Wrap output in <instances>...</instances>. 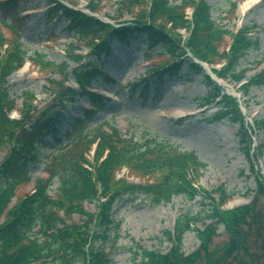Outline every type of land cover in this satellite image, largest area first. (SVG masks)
<instances>
[{
  "label": "trees",
  "instance_id": "16d2710c",
  "mask_svg": "<svg viewBox=\"0 0 264 264\" xmlns=\"http://www.w3.org/2000/svg\"><path fill=\"white\" fill-rule=\"evenodd\" d=\"M19 1L0 2L3 24L6 25L10 18L9 28L16 35L9 42L0 33V152L6 151L0 160V177L5 181L16 180L0 189V221L4 218L0 225V264H111L112 254L96 249L95 242L110 241L112 236L116 242L120 238L122 223L115 220L113 206L123 196L136 195L145 196L154 206L169 203L177 196L195 200L201 195L210 206L204 217L190 213L179 217L175 232L167 233L166 239L172 245L169 252L136 245L134 256L135 260L141 259L140 264H264V183L261 179L257 180L256 194L248 205L226 211L224 208L233 195L228 194L224 186L210 193L199 187L200 172L206 164L194 153H181L155 140L140 145L133 138H124L112 126L108 129L98 127L90 136L81 134L66 152L56 153L50 177L37 179L32 193L19 197L9 208L16 195V186L29 182L28 165L39 160L38 154L32 155L35 141L53 134L55 124L61 121L59 113L50 119L43 118L46 111L36 115V97L32 93L24 95L22 119L12 121L9 117L17 105L8 93V80L27 62V52L17 29V22L22 19L17 13ZM42 1L52 6L48 12L50 20L64 18L70 37L76 42L88 41L96 54L109 52L111 41L126 43L134 35L144 33L150 50L163 46L169 56L149 74L159 76L162 72L174 76L183 56L192 55L212 68L222 81L242 84L244 95H248L251 87L264 86V72L244 81L246 73L236 71L239 60L250 51H258L259 40H253L243 32L231 33L218 25L212 19L206 0H182L179 6L172 0H117L122 13L135 15L137 10L133 27H116L102 22L97 15L103 0H90L88 14L77 10L76 5L68 8L60 0ZM190 8L193 10L191 18L186 14V9ZM234 8L236 11L235 5ZM180 30L188 33L186 39ZM227 38L232 41L229 49L225 47ZM69 49L68 61L80 64L82 59L75 53L81 49L74 45ZM151 57L149 55L147 59ZM30 61L42 71L60 75L62 83L55 88H63V80L69 76L67 62L57 66L41 54ZM218 65L224 66L214 70ZM163 67L165 70L160 71ZM193 67L203 71L199 64L193 63ZM76 74L81 80L85 79L80 70ZM95 75L90 73L86 79L92 81ZM206 78L220 107L213 117L214 122L229 119L239 125L242 147L246 155L253 158L252 138L239 103L232 96H223L217 83L209 76ZM81 91L80 95L87 96L92 102L94 110L90 113L94 114L96 108H101L102 99L90 94L84 86ZM254 126L264 132V119L254 122ZM95 144L97 149L91 161L87 156ZM124 168L131 175L144 179L145 183L120 180L117 176ZM56 177L60 185L53 197L50 189ZM90 203H98L97 215L86 210ZM200 223L201 228L195 227ZM219 226L225 227L228 239L215 244ZM191 229L196 231L200 246L188 255L183 251V238Z\"/></svg>",
  "mask_w": 264,
  "mask_h": 264
},
{
  "label": "rangeland",
  "instance_id": "374dc122",
  "mask_svg": "<svg viewBox=\"0 0 264 264\" xmlns=\"http://www.w3.org/2000/svg\"><path fill=\"white\" fill-rule=\"evenodd\" d=\"M60 1L68 8L76 5L77 10L87 11L90 0ZM181 1L172 0L177 6ZM206 2L211 9L212 19L218 25L231 33L243 32L251 39L259 40L258 51L248 52L237 65V72L246 73L244 81L263 73L264 0ZM248 2L251 3L250 8L243 11V6ZM17 7V13L22 18L17 22V29L27 52L26 60L29 62L9 78L8 93L17 105L11 116L20 118L25 93L35 95L36 115L49 106H53L54 115L65 106L55 132L35 141L32 155L38 154L39 160L28 165L29 182L16 186L15 193L18 197L32 193L36 180L49 176L53 170V157L56 153H62L63 150L66 152L82 135L90 136L98 127L110 125L123 133L126 139L133 138L140 145L155 140L158 144L172 147L181 153H194L206 164V168L200 172L199 187L210 193L224 186L228 194L233 195L225 208L226 211L248 205L254 199L258 188L257 180L261 179L264 183V132L254 126V122L264 119V86L251 87L248 95H244L241 84L212 78L217 82L223 96H232L239 103L252 138L254 154L250 159L239 138V125L229 119L214 122L213 117L220 107L218 100L213 96V88L207 82L208 67H202L203 71L194 68V58L190 55L183 56L176 75L163 74L160 78L151 75L150 78H145L146 71L160 66L169 58L163 46L150 50L146 34H136L126 43L111 41L109 53L97 57L92 51L93 48L89 47L88 41L76 42L70 37L69 26L64 18L60 17L53 22L48 19L45 1L20 0ZM136 14L137 10L135 15L122 13L117 0H103L97 16L102 21H119L133 27L132 22ZM3 19L0 14V33L10 42L15 37L8 27L11 20L7 19V24L4 25ZM183 35L186 38L188 36L185 32ZM225 41V47L229 49L232 41L228 38ZM71 45L81 49L76 55L84 58L82 66L89 63L93 69L101 71V74L93 79L91 90L108 99L104 100L101 108L95 110L94 114L90 113L94 108L87 97L75 95L73 101L63 99L62 104L57 103L56 96L60 89L54 87L61 83L60 75L52 71H42L30 63V59L39 54L57 66L67 62L69 79L72 80L79 66L67 59ZM149 55H152L153 59L146 65L142 61ZM90 68L89 70H93ZM72 86L77 87L75 84ZM184 109L188 112V117L178 118L177 114ZM5 154L6 151L0 152V160ZM123 175L127 176L128 181H139L126 169L118 178L121 179ZM54 180L50 189L53 197L57 195L60 185L57 177ZM12 183H16V180L12 178L5 181L0 177V189ZM15 201L16 199H13L12 206ZM209 207V202L201 195L195 200L177 196L169 203L156 206L142 195L123 196L112 209L115 220L122 223L120 238L116 242L113 236L107 242L97 241L95 248L104 249L107 254L111 253V264H140L141 259L135 260L134 256L136 245L144 249L169 252L172 245L166 239L167 233H174L179 217L189 213L194 216L202 214L204 217L209 213ZM86 210L97 215L98 203L87 204ZM3 221L4 219L0 221V225ZM75 221L79 222V218L75 217ZM195 227L201 228L202 224ZM219 227V237L215 244H221L228 239L225 227ZM96 231L101 232L99 228H96ZM183 240L185 254L189 255L200 246L194 229L189 230Z\"/></svg>",
  "mask_w": 264,
  "mask_h": 264
},
{
  "label": "bare ground",
  "instance_id": "6f19581e",
  "mask_svg": "<svg viewBox=\"0 0 264 264\" xmlns=\"http://www.w3.org/2000/svg\"><path fill=\"white\" fill-rule=\"evenodd\" d=\"M250 5L251 3L248 2V3H245V6H243V11H245L246 9H249L250 8ZM179 116H184V115H188V112L184 110H180V112L178 113Z\"/></svg>",
  "mask_w": 264,
  "mask_h": 264
}]
</instances>
